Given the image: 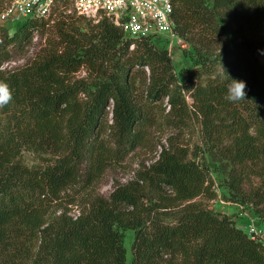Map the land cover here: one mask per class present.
Listing matches in <instances>:
<instances>
[{"label":"trees","instance_id":"trees-1","mask_svg":"<svg viewBox=\"0 0 264 264\" xmlns=\"http://www.w3.org/2000/svg\"><path fill=\"white\" fill-rule=\"evenodd\" d=\"M7 1L0 0V10ZM171 1L176 32L196 44L197 66L179 74L159 43L126 37L106 17L93 32H81L63 12L68 20L42 55L3 69L25 56L49 20H29L12 33L0 27V81L13 94L0 108V264H125L127 229L134 231L132 264H264L261 244L226 214L189 202L169 220L148 216L143 185L164 209L209 191L207 168L185 148L169 145L108 196L88 191L151 126L162 119L181 125L187 96L211 146L232 166L234 201L263 217L264 0ZM68 5L62 0L61 11ZM223 23L260 38L236 40ZM85 66L94 80L72 81ZM231 79L247 83L246 100L225 99ZM25 148L53 160L29 167L20 160ZM63 203L77 214L67 207L56 214Z\"/></svg>","mask_w":264,"mask_h":264},{"label":"rangeland","instance_id":"rangeland-1","mask_svg":"<svg viewBox=\"0 0 264 264\" xmlns=\"http://www.w3.org/2000/svg\"><path fill=\"white\" fill-rule=\"evenodd\" d=\"M207 1L211 3V0ZM57 9L58 14L54 16L51 21H49L45 29H40L34 35L31 43L26 48L27 52L25 56L15 61H9L3 64V69H13L24 65L27 60L30 61L33 60V58H38V56L42 55L49 48L48 40L53 42L58 39V37L55 36L60 32L58 28L62 27V23L66 21V18L68 20V17L65 18L64 14L61 13V5L57 6ZM66 15L71 17L74 22V27L85 33L93 32L98 21L104 18L78 15L73 9ZM223 24L225 25L227 31L235 37L236 40H240L241 38L258 40L260 38L259 33L239 32L233 23ZM195 45L196 44L194 42L180 37V39H176L174 46L167 50L171 66L175 74H179L188 68L197 66L195 64ZM144 70L147 76L148 70L146 68H144ZM94 75L95 73L92 69L86 70V66L81 67L72 75V81L84 80L85 83H90L94 80ZM138 94L141 98H144L145 93H142V88L139 90ZM185 99L189 104V111L188 115L184 117V122L181 125L178 124L176 127L170 126L166 120L162 119L155 125L151 126L145 139L143 140V143L140 146H137L133 151L129 152L121 161L110 164L106 168L101 179L88 191L96 193L100 196H108L115 185H124L133 181L139 172H143L150 166L151 163L154 162L161 150L165 149L169 145H173L187 149L189 157H193V155H195V161L201 166L207 168V183L209 191L191 201L178 202L174 206L164 209L158 207L160 201L154 197L152 190L148 186L143 185L145 186L144 192L148 196L143 199L144 205L151 208L150 211L147 210V212H149V217L155 218L157 216L159 219L169 220L173 212L178 211L189 202H196L214 212L230 216V218L234 221L235 226L244 231L251 226H255L256 228L263 227L264 212L261 214L263 217H259L254 212L251 204H240L234 201L235 197L228 187L229 172L232 166L227 160L220 157L219 152L215 147L211 146V142L203 124V117L194 113L193 108L190 106L191 98L185 96ZM164 105L165 102L163 106ZM1 118L2 117L0 115V120ZM20 160L25 165L34 167L51 162L53 160V156L40 150L25 148L20 152ZM252 180L255 182L256 178L252 177ZM62 207L69 208L67 214L70 216L77 214L76 207L74 205H65L64 203L57 209L56 214L63 210ZM133 240L134 231L132 229L125 230V264H132Z\"/></svg>","mask_w":264,"mask_h":264},{"label":"built area","instance_id":"built-area-1","mask_svg":"<svg viewBox=\"0 0 264 264\" xmlns=\"http://www.w3.org/2000/svg\"><path fill=\"white\" fill-rule=\"evenodd\" d=\"M61 3L62 0H8L0 10V27L12 33L29 20L51 21ZM71 8L78 15L106 17L126 37L145 38L167 50L174 46L176 39H180L175 30L171 0H69L68 8L62 12L70 13ZM244 232L264 249V226H251Z\"/></svg>","mask_w":264,"mask_h":264},{"label":"clouds","instance_id":"clouds-1","mask_svg":"<svg viewBox=\"0 0 264 264\" xmlns=\"http://www.w3.org/2000/svg\"><path fill=\"white\" fill-rule=\"evenodd\" d=\"M264 55V51L260 53ZM223 70L225 68L222 64ZM226 72V71H225ZM247 83L243 80L231 79L227 86L225 99L230 103H239L247 98ZM13 100V94L10 86L0 81V108H3L10 104Z\"/></svg>","mask_w":264,"mask_h":264}]
</instances>
